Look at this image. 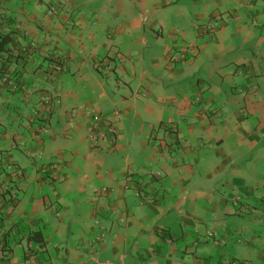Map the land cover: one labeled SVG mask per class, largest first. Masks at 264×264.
Wrapping results in <instances>:
<instances>
[{
  "label": "crops",
  "instance_id": "crops-1",
  "mask_svg": "<svg viewBox=\"0 0 264 264\" xmlns=\"http://www.w3.org/2000/svg\"><path fill=\"white\" fill-rule=\"evenodd\" d=\"M56 1L0 0V264H264V0Z\"/></svg>",
  "mask_w": 264,
  "mask_h": 264
},
{
  "label": "trees",
  "instance_id": "trees-1",
  "mask_svg": "<svg viewBox=\"0 0 264 264\" xmlns=\"http://www.w3.org/2000/svg\"><path fill=\"white\" fill-rule=\"evenodd\" d=\"M2 19V13L0 12V21ZM12 31L10 30H7L6 32L4 31L2 33V22H0V117L2 116V113H5L6 111H3L5 110L6 108V105H2V101L4 100V97H9L11 94L13 93H17V92H22L24 90H26L28 88V82L31 81L30 79L27 80V82H25V79H23V83L20 82V86L17 85L16 88L14 89H10L8 88V86L5 85V82L3 81V78L4 77H10V78H13V79H18L19 78L21 79L22 78V74L19 73V71L17 72L15 69H12L11 71H9V60H10V57H9V52H10V46L9 44L12 42ZM2 53L6 54L7 56L5 57V60L2 59ZM18 56L21 55V53L17 54ZM22 60H25L24 58ZM7 64V65H6ZM23 86H22V85ZM10 114V112H9ZM107 125H111V122H107ZM2 123L0 122V132L4 133V131H2ZM4 151H9L8 148H5L3 149ZM16 171V168L14 166H11V168L8 170L7 168V165H2V174L3 172L6 173V176L5 177H2V188H0V196H2V206H8L9 209L11 210L14 205L16 204V199L10 197L8 194V192H10L11 190L14 189V187L16 186V179H12L11 177V173L12 172H15ZM8 183L7 186H3L4 183ZM14 197L16 198L15 194H14ZM240 199V200H236V199ZM16 200V201H15ZM233 202L235 205H238V204H243V202H241V197L239 195L237 196H234L233 198ZM212 239L216 241H218L219 243V240H217V235L215 232H212L211 235H209ZM164 237H167V236H164ZM27 238L29 240H35V241H38V242H42V236H41V233L39 231H35L31 234H29L27 236ZM221 243V242H220ZM30 254H32V250L28 249L26 250L25 252V258L26 259H29L30 258ZM231 262H234L235 264H249V262L247 260H243V259H230L229 263L231 264Z\"/></svg>",
  "mask_w": 264,
  "mask_h": 264
},
{
  "label": "built area",
  "instance_id": "built-area-1",
  "mask_svg": "<svg viewBox=\"0 0 264 264\" xmlns=\"http://www.w3.org/2000/svg\"><path fill=\"white\" fill-rule=\"evenodd\" d=\"M63 3L62 0H57L56 6H50L47 8L46 13L49 15H54L56 13V7H60ZM221 19V16L219 14H214L210 19L205 21L204 23H201L197 26L199 33L201 32H211L218 28L219 26V20ZM170 60H175L174 53L168 54ZM76 116L75 110L72 111V113L69 115L70 118H74ZM113 116H118L117 111H114ZM103 116L101 113L90 111L89 115V124H88V140L92 143H100V142H106L109 141L110 143L114 144L116 140L117 131L114 125L111 123V125H106L105 129H100L99 124ZM35 158H40V153L34 154ZM157 175V173H154ZM126 180H131L132 176L131 173H127ZM139 188V187H138ZM102 191L106 192L107 188L102 187ZM135 194L137 196L143 195L142 191L140 189L135 190ZM12 198L15 199L14 193L11 194ZM145 200L151 201V198L149 196H146ZM236 200H240L239 198ZM218 243V241H216ZM231 264H235L234 262H231Z\"/></svg>",
  "mask_w": 264,
  "mask_h": 264
},
{
  "label": "rangeland",
  "instance_id": "rangeland-1",
  "mask_svg": "<svg viewBox=\"0 0 264 264\" xmlns=\"http://www.w3.org/2000/svg\"><path fill=\"white\" fill-rule=\"evenodd\" d=\"M57 5V1H56V4H55V6ZM47 14V13H46ZM199 76H203V75H201L200 73H199ZM45 94V93H44ZM40 101L42 102V106H44V107H46L48 110H50L51 108H52V102H51V100H50V98H49V96H47V95H43V96H41V99H40ZM96 112V111H95ZM118 113V112H117ZM37 119H39V116H35ZM127 141L128 142H132L133 141V138H131V137H129V138H127ZM137 139H134V145L135 146H137ZM137 178V177H136ZM135 178V179H136ZM16 199V198H15Z\"/></svg>",
  "mask_w": 264,
  "mask_h": 264
}]
</instances>
